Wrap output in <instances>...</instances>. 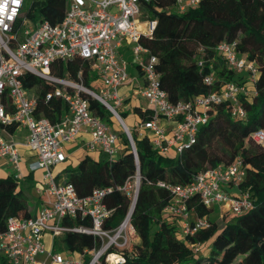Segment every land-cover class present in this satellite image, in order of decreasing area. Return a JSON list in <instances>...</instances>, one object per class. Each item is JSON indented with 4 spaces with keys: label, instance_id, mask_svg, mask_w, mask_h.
Listing matches in <instances>:
<instances>
[{
    "label": "built area",
    "instance_id": "obj_1",
    "mask_svg": "<svg viewBox=\"0 0 264 264\" xmlns=\"http://www.w3.org/2000/svg\"><path fill=\"white\" fill-rule=\"evenodd\" d=\"M141 1L65 0L62 17L58 22L50 23L46 19L32 20L26 17L22 10L24 0H0V5H4V11L0 13V159H5L18 170L19 173H13L14 177H21V155L18 142L12 137V133L21 128L26 132L23 145L35 156L28 163V170H43L41 180L35 183L36 192L42 195L36 214L27 217L10 215L5 219V230L0 231V259L6 263L122 264L132 257L125 249L138 237L130 215L140 174L130 130L127 132L133 145L131 148L136 167L121 186H116L130 199L129 208L116 227H103L104 220L111 212L104 197L111 192L112 186L96 187L89 194L80 196L71 182L56 179L52 172L53 166L66 158L65 143L74 140L82 130H87L90 135L84 143L87 149L102 150L111 157L118 152V133L91 113L83 94L90 95L104 106H111L120 120L117 108L122 103V97L117 88L128 80L127 62L117 52V47L123 41L130 43L132 62L139 68L142 77L139 92L152 110V117L138 121L137 129L141 134L148 135L152 147L158 152L178 154L192 144L198 128L208 120L209 110L222 101L230 102L229 111L233 118L243 120L246 117L239 95L248 96L256 91L245 83L227 81L219 89L189 100L173 102L168 99L166 91L159 84V73L155 70L157 56L139 41L141 36H151L155 24V20L138 19ZM199 2L174 0V6L182 11ZM215 49L227 66L244 72L246 81L255 82L259 72L257 64L244 53H239L234 41H220ZM76 57L90 62V71L98 82V86H95L97 91L83 84L79 71L78 79L51 72L50 66L54 60L69 61ZM26 72L54 84L44 96L46 99L59 97L64 101L66 111L58 120L51 121L45 116L36 115V98L22 85V76ZM203 81L210 84L213 73L206 74ZM8 125H14L13 132H8ZM250 138L264 146V128L253 130ZM243 176L244 166L237 156L229 163H218L198 171L185 184L161 180L156 184L166 188L171 195L163 211L175 215L180 235H190L208 225L204 217L191 219L187 201L194 195L205 206L222 205L234 214L251 206L247 190L238 189L233 194L227 190L229 183L236 186ZM65 216H88L91 224L68 226L62 223ZM66 231L83 232L99 239V246L88 252L90 258L87 262H84L83 254L68 256L56 250L54 239ZM45 232L51 236L49 249L44 244ZM192 245L195 250L200 249V243ZM43 254L45 258L39 260L38 255Z\"/></svg>",
    "mask_w": 264,
    "mask_h": 264
},
{
    "label": "trees",
    "instance_id": "obj_2",
    "mask_svg": "<svg viewBox=\"0 0 264 264\" xmlns=\"http://www.w3.org/2000/svg\"><path fill=\"white\" fill-rule=\"evenodd\" d=\"M23 7V14L32 20L42 18L56 23L64 12L65 0H29ZM173 7L174 0H142L138 15L141 21L155 20L151 36H141L139 41L157 56L155 70L168 99L189 100L215 91L227 81L246 82V74L227 66L216 52V44L223 40L234 41L237 51L257 64L259 72L252 84L256 93L239 95L246 110L243 120L231 116L228 100L216 104L209 110L208 120L198 128L195 141L178 154L158 152L148 135L138 131L137 125L131 128L140 182L130 221L139 242L125 249L132 257L122 264H264V146L250 138L253 130L264 128V0H200L182 11ZM50 70L74 79H78L79 71L83 84L88 87L95 78L90 62L80 57L54 60ZM211 72L213 81L206 84L203 77ZM22 85L33 89L37 116L56 121L66 111L59 97L46 99L44 96L54 84L26 72ZM83 96L92 114L109 125L116 120L100 101L88 94ZM117 111L128 125L125 119L128 109ZM130 111L136 115L137 122L152 117L149 108L134 105ZM6 128L13 132L14 125ZM118 136L121 150L114 156L102 150L94 157L84 154L76 166H63L54 173L56 179L71 182L80 196L96 187H113L104 197L111 209L103 222L105 228L116 227L124 218L130 199L116 186H121L136 167L128 137L121 130ZM237 156L244 166V176L236 187L249 192L251 206L237 214L224 211L219 216L215 206H205L194 195L187 201L190 216L204 217L208 225L193 234L180 235L175 215L163 211L171 195L156 181L185 184L198 171L229 163ZM20 179L13 174L0 176V231L5 230L8 216L27 217L37 212L36 204L30 203L29 191L38 179L33 171L23 177L26 184L22 185ZM62 223L68 226L91 224L88 216H65ZM58 238L65 250L83 254L84 262L90 258L88 252L99 246L97 237L83 232L66 231ZM56 242L55 238V248L58 247ZM193 243H200V249L195 250ZM204 252L205 255H199ZM0 264L8 263L0 259Z\"/></svg>",
    "mask_w": 264,
    "mask_h": 264
},
{
    "label": "crops",
    "instance_id": "obj_3",
    "mask_svg": "<svg viewBox=\"0 0 264 264\" xmlns=\"http://www.w3.org/2000/svg\"><path fill=\"white\" fill-rule=\"evenodd\" d=\"M117 52L119 54L120 57H122L126 62H127V74H128V80L126 83L118 86L120 87L121 93L118 94L122 97V105L119 106V109L121 110H126L131 108L134 105L140 106L142 109L144 108H149L150 109V105L148 103V101L146 100V98H144L140 92H139V87L142 84V77L141 74L139 73V69L136 66L135 63L132 62V53H131V49H130V43H128L127 41H123L118 47H117ZM91 85L94 86H98V82L93 79L90 82ZM162 123L167 125V122H165L164 120H162ZM127 125V124H126ZM137 125V117L135 114L132 113V116L129 118V122H128V128L131 129L132 127L136 128ZM168 126V125H167ZM25 130L24 129H16L13 133H12V137L14 138V140H16L18 142V149L21 155V171H22V175L20 178H23V176L26 175V173L29 172L28 170V163L32 160L35 159L34 154L32 153V151H29L24 145V137H25ZM90 138L89 132L87 130H82L80 131L77 135L76 138L70 142L65 143V152H66V159L68 157H70L71 155L68 152V149L72 148L73 149V154L75 156H83L84 154H88L90 155V153L92 154H96L97 151H99L98 149L96 150H89L84 146L85 141H87ZM118 146V152L121 150V146H120V141H118L117 143ZM1 164H8V162L5 159H0V165ZM59 165V168L56 172H58L63 165L62 163H58L55 166ZM54 167V166H53ZM39 170L36 169L34 170V174L35 172ZM42 170V169H41ZM43 172V170H42ZM54 174V173H53ZM42 175V173H41ZM41 175L40 177H36L38 180H41ZM36 176V175H35ZM38 180L35 182L37 183ZM58 180H62V178L58 179ZM35 188V185L33 186ZM227 190L230 193H235L238 191V188L232 184L229 183L227 185ZM36 191V190H35ZM36 193V199L35 201L33 200V203L36 204V210H38V208L41 205V201H42V195ZM216 207V209L218 210V215L220 216L222 214V212L227 211L224 206L222 205H214ZM222 211V212H221ZM192 218H194L195 216L192 215ZM51 242V236L49 232H45L44 233V244L45 247L47 249L50 248V243ZM57 250V249H56ZM65 255L68 256H75L76 253L75 252H71V251H67V253ZM39 260L45 258V255H38L37 257ZM50 264H56L54 262H51Z\"/></svg>",
    "mask_w": 264,
    "mask_h": 264
},
{
    "label": "rangeland",
    "instance_id": "obj_4",
    "mask_svg": "<svg viewBox=\"0 0 264 264\" xmlns=\"http://www.w3.org/2000/svg\"><path fill=\"white\" fill-rule=\"evenodd\" d=\"M29 2V0H24V6L27 4ZM24 8V7H23ZM23 8H22V10H23ZM173 9L174 10H176V8L175 7H173ZM245 84L248 86V87H252V81L251 80H247L246 82H245ZM90 87L89 88H92L93 90H95V91H97V89H96V87L94 86V85H89ZM117 91L119 92V93H121V90H120V87H118L117 88ZM28 92L29 93H32L33 92V89H30V90H28ZM121 105H122V103H121ZM120 105V106H121ZM119 108H117V110H118ZM109 110V109H108ZM109 112L111 113V111L109 110ZM111 115H112V117H115V119L117 120V122L119 123H117L116 122V120H113L112 121V123H111V127L118 133V130L120 131H123V128H122V126H121V124H120V122H119V120L117 119V117L116 116H114L112 113H111ZM132 116V113H131V111H130V108L128 109V111H127V114L125 115V119H126V121L127 122H129V118ZM119 126H118V125ZM116 129H118V130H116ZM130 130V132H131V129H129ZM124 132V131H123ZM119 137V136H118ZM68 152H69V154L71 155L70 157H68L67 159H66V161H64L63 162V165H62V167L63 166H67L68 168H70V167H74V166H76L77 165V163H78V160L81 158V155H79V156H75L74 154H73V149L72 148H70V149H68ZM90 157H94L95 155L94 154H92V153H90V155H89ZM58 168H59V165H57V166H54L53 168H52V172L53 173H55L57 170H58ZM13 173H19L18 172V170H16L15 168H12V166H10L9 164H1L0 165V176H4V175H7V174H13ZM41 173H42V170L41 169H39V170H37L36 172H35V175H36V177H40V175H41ZM24 177V176H23ZM19 182H21L22 183V185L23 184H26V180H24L23 178H21L20 180H19ZM36 191H35V188L34 187H31V189H30V191H29V195H30V203H32L33 202V200L35 201V199H36V193H35ZM222 212V211H221ZM215 214V213H214ZM213 214V215H214ZM56 240H57V246L58 247H56V249L59 251V252H61L62 254H66L67 253V250H65L64 248H63V246H62V244H61V241L59 240V238L58 237H56ZM139 242V238L137 237V238H135L134 239V242L133 243H138ZM206 254V252H204V253H202V254H199V255H205Z\"/></svg>",
    "mask_w": 264,
    "mask_h": 264
},
{
    "label": "water",
    "instance_id": "obj_5",
    "mask_svg": "<svg viewBox=\"0 0 264 264\" xmlns=\"http://www.w3.org/2000/svg\"><path fill=\"white\" fill-rule=\"evenodd\" d=\"M110 111H111V113L114 115V116H116L117 117V115H115V111L112 109V107L111 106H106ZM119 118H120V120H119V122H120V124H121V126H122V128H123V131H124V133L126 134V136L128 137V139L130 138V136H129V134H128V132H127V130L129 131V128H128V126L126 125V123H125V121L123 120V118H121L120 117V115H119ZM132 138V137H131ZM132 148H133V145L131 146ZM135 147V146H134ZM135 202V201H134ZM133 206H134V203H133V205H132V209H133Z\"/></svg>",
    "mask_w": 264,
    "mask_h": 264
},
{
    "label": "snow or ice",
    "instance_id": "obj_6",
    "mask_svg": "<svg viewBox=\"0 0 264 264\" xmlns=\"http://www.w3.org/2000/svg\"><path fill=\"white\" fill-rule=\"evenodd\" d=\"M4 11V5H0V13ZM14 11V10H13ZM10 18V17H9Z\"/></svg>",
    "mask_w": 264,
    "mask_h": 264
}]
</instances>
